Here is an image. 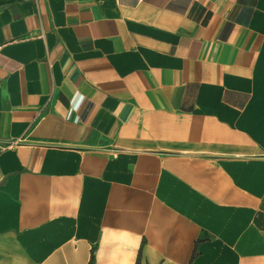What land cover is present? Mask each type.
Returning <instances> with one entry per match:
<instances>
[{
  "label": "crops",
  "instance_id": "crops-1",
  "mask_svg": "<svg viewBox=\"0 0 264 264\" xmlns=\"http://www.w3.org/2000/svg\"><path fill=\"white\" fill-rule=\"evenodd\" d=\"M0 264H264V0H0Z\"/></svg>",
  "mask_w": 264,
  "mask_h": 264
}]
</instances>
